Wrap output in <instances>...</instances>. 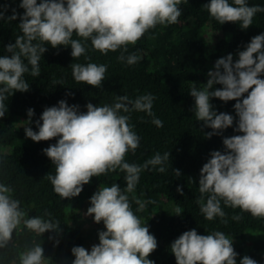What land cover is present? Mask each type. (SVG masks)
Masks as SVG:
<instances>
[{"label":"clouds","instance_id":"9594fccd","mask_svg":"<svg viewBox=\"0 0 264 264\" xmlns=\"http://www.w3.org/2000/svg\"><path fill=\"white\" fill-rule=\"evenodd\" d=\"M181 3L182 0H40L39 3L21 0L19 7L24 13L19 16L18 26L22 34L16 36L15 43L6 46V52L11 55L0 56V118L8 111L5 101L9 96L29 91L25 74L40 75L39 61L47 45L70 46L71 56L78 59L87 49L80 39H73L75 34L83 41L90 40L92 48L104 55L122 50L118 59L133 65L140 57L135 54L125 57L127 46L135 45L157 25L178 23ZM203 7L221 25L238 23L244 30L252 25L257 13L264 12V7L249 6L247 0H232V3L210 0ZM0 8H3L0 19H4L7 9ZM12 11L13 15L7 18L9 21L18 17L16 10ZM237 55L235 62L232 54L217 59L214 70L207 73L209 79L204 87L199 89L194 83L189 92L194 98L192 111L197 121L212 129L205 134L206 138L222 134L234 123L233 115L214 110L212 98L236 101L235 131L243 133L224 137V152H211V158L200 170L197 203L208 221L226 216L221 201L226 207L239 208L254 218H264V78H261L264 76V33L253 37ZM70 68L76 82L102 87L107 65L72 63ZM216 84L223 87L211 90ZM154 99L151 94L135 100L122 95L111 105L88 103L86 112H80L78 105L69 106L65 100H60L58 106L47 107L42 112L36 121L38 131L29 126L34 110L27 111L29 119L23 126L26 138L40 142L59 137L43 152L55 168V174H48L46 178L62 199L79 196L92 177L117 169L126 173L123 190L119 184H112L99 187L91 196L86 215L92 216L97 224L103 222L106 230L98 232L99 243L94 244L91 251L74 246L72 264H155L149 256L158 247L157 239L133 212L128 193L134 192L141 171L149 166H159L157 170L165 172L170 152L163 155L158 152L143 165L126 162V154L139 147L140 137L129 123L130 117L121 114L135 110L154 116ZM152 123L163 127L159 118H154ZM173 171L176 177L181 175L179 170ZM12 192V188L0 183V249L8 247L21 224L37 235L49 231L59 234V221L38 216L26 218L27 213ZM177 192L183 195L182 187L178 186ZM133 199L139 205L137 211H143L146 203H155ZM174 211L177 216L182 213L180 207ZM233 219L239 221L241 217L235 215ZM170 251L176 264H237L233 239L221 231L206 235L198 234L196 229L185 231L171 243ZM19 264H45L41 244L20 252ZM239 264H257V261L244 256Z\"/></svg>","mask_w":264,"mask_h":264},{"label":"trees","instance_id":"16d2710c","mask_svg":"<svg viewBox=\"0 0 264 264\" xmlns=\"http://www.w3.org/2000/svg\"><path fill=\"white\" fill-rule=\"evenodd\" d=\"M20 3L21 0H0V6L7 9L5 18L0 19V56H10L6 46L15 43L16 36L22 34L18 25L24 9L19 7ZM207 3L210 0H182L178 6L182 9L178 23L157 25L135 45H128L125 57L130 54L140 57L133 65L118 59L122 50L104 55L92 48L90 40L83 41L75 34L73 39H80L87 49L85 55L78 59L71 56L70 46L53 48L47 45V51L39 61L40 75L33 77L29 72L24 76L30 86L29 91L15 92L5 101L8 111L0 118V183L13 189L12 196L21 202L26 218L38 216L59 221L60 232L37 235L21 224L8 247L0 249V264H19V253L34 244H41L45 261L49 264H72L75 257L71 249L74 246L87 249L80 220L83 210L91 206V196L99 187H110L112 184H119L122 190L126 187V173L117 169L92 177L77 197H59L46 178L48 174H55L54 165L43 152L59 137L40 142L26 138L23 126L24 121L29 119L28 109L34 110L29 126L38 131L36 121L42 112L47 107L58 106L60 100H65L69 106L78 105L80 112H86L88 103L111 105L116 102L117 96L126 95L135 100L146 94L155 97L152 107L154 116L135 110L121 114L130 117L129 123L140 137L139 147L126 154V162L143 165L158 152L161 155L170 152L165 172H159V166H149L141 171L134 192L128 193L133 212L142 225L149 226L150 233L158 242L149 259L155 264H176L170 251L171 243L183 232L196 229L200 235L221 231L233 239V247L238 254L237 264L244 256L256 260L257 264H264V218H254L239 208L226 207L221 201L226 216L208 221L197 203L200 198V170L211 158L210 153L224 152V137L243 134L235 131L238 121L234 110L236 101L211 99L214 110L233 115L234 123L222 134L206 138L205 134L212 129L197 121L192 111L194 98L189 95L194 83L199 89L204 87L209 79L207 73L214 70L217 59L232 54L235 62L237 53L243 51L253 37L264 33V12L257 13L252 25L244 30L238 23L221 25L203 7ZM247 3L249 6L264 7V0H247ZM13 9L18 17L9 21L7 18L13 15ZM72 63L107 65L102 87L76 82L70 68ZM222 87L216 84L211 90ZM154 118H159L163 127L155 126L152 123ZM173 170H179L181 175L176 177ZM178 186L182 187L183 195L177 192ZM133 197L141 202L153 200L155 203H146L143 211H137L139 205ZM176 207L182 210L179 216L174 211ZM235 215L241 219L234 220Z\"/></svg>","mask_w":264,"mask_h":264},{"label":"rangeland","instance_id":"374dc122","mask_svg":"<svg viewBox=\"0 0 264 264\" xmlns=\"http://www.w3.org/2000/svg\"><path fill=\"white\" fill-rule=\"evenodd\" d=\"M87 208L83 210V216L80 220V225L84 231V234L86 236V248L87 250L91 251V247L94 244L99 243V237L98 232L106 230L103 223H95L94 218L92 216L86 215ZM45 264H49L47 261H45Z\"/></svg>","mask_w":264,"mask_h":264}]
</instances>
